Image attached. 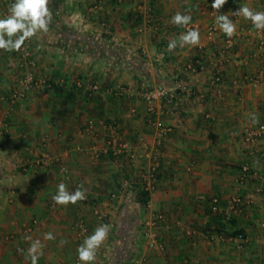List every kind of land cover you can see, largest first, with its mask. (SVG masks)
<instances>
[{
  "label": "crops",
  "instance_id": "obj_1",
  "mask_svg": "<svg viewBox=\"0 0 264 264\" xmlns=\"http://www.w3.org/2000/svg\"><path fill=\"white\" fill-rule=\"evenodd\" d=\"M10 2L0 0V19ZM212 2L51 0L49 29L30 38V47L38 75L52 87L37 88L16 105L0 98V264H31L25 256L35 240L44 246L38 264H82L77 248L100 225L92 210H110L125 177L136 179V188L118 202L112 236L93 264L142 257L146 264H264V138L245 136L264 130V78L252 82L264 68V30L251 35V22L231 14L244 5L264 11V0H227L220 9L237 26L233 54L224 52L229 38L222 31L210 34ZM177 12L192 16L200 44L168 52L169 41L186 31L170 23ZM18 59L19 51L0 49L1 97L20 74L12 67ZM216 69L219 85L212 84ZM91 83L97 92L89 91ZM178 83L193 93L155 106L153 121L174 131L163 139L158 180L141 208L131 197L142 190L138 175L153 165L157 131L139 91ZM125 144L134 163L114 155ZM44 154L48 166L38 164ZM64 177L68 191L82 186L87 198L55 204ZM125 208L127 234L120 230ZM151 214L163 215L156 229L162 249H148L140 236ZM47 232L55 239L45 240Z\"/></svg>",
  "mask_w": 264,
  "mask_h": 264
},
{
  "label": "clouds",
  "instance_id": "obj_2",
  "mask_svg": "<svg viewBox=\"0 0 264 264\" xmlns=\"http://www.w3.org/2000/svg\"><path fill=\"white\" fill-rule=\"evenodd\" d=\"M51 0H15L9 6V14L0 19V49L5 51H20L25 41L36 35L38 31L47 32L52 22V10L49 7ZM227 3V0H213L211 8L214 12L219 13L220 9ZM232 15L241 16L251 22L257 30H264V11H254L247 5L239 6L238 10L231 12ZM229 13L218 14L216 24L218 28L231 39L237 31V26L229 18ZM192 22L190 14L177 12L171 17L170 23L177 27H185L187 30L182 33L178 39H172L167 45V51L173 52L177 46L184 47L197 46L200 44V32L198 28H187ZM158 60H163V52L158 56ZM252 123H258V118L253 115ZM86 190L82 186L77 187L74 192L68 191L65 183L57 186V192L52 196L55 204L67 206L75 205L85 200ZM110 231L108 224H101L94 232L83 240L77 248L78 259L82 264H93L96 259L97 250L106 240ZM30 239V238H25ZM45 240H53L55 236L51 232L44 234ZM65 243V241H61ZM43 245L39 240L31 243L27 250L26 259L30 258L31 264H38L39 257L43 255ZM23 254V249H18Z\"/></svg>",
  "mask_w": 264,
  "mask_h": 264
},
{
  "label": "built area",
  "instance_id": "obj_3",
  "mask_svg": "<svg viewBox=\"0 0 264 264\" xmlns=\"http://www.w3.org/2000/svg\"><path fill=\"white\" fill-rule=\"evenodd\" d=\"M14 3V2H13ZM12 2H10V5ZM218 13H213L214 21L210 26V34L217 35L221 32L216 24V16ZM187 28H192L189 24ZM186 29V28H185ZM187 30V29H186ZM252 31V30H251ZM263 30H253L250 34L254 35H261ZM234 39H228L225 45V51L228 54H233L234 51ZM12 67L16 68L19 71V76L17 80L7 89V93L4 94L3 97L0 98L8 100V102L12 105L18 104L20 101L24 100L30 92L37 88H45L50 89L52 87V82L49 78L45 76L38 75V65L37 61L35 60L31 47H30V39L25 41L24 45L22 46L21 50L19 51V59L12 63ZM190 70L195 71L196 67L194 65L189 66ZM261 78H264V68L260 72V76L257 78H253L252 82L258 83ZM222 82V71L220 69H216L214 71L212 77V84L219 85ZM80 87H83L84 83L79 81L77 83ZM90 92H97L99 90V86L96 83H91L87 85ZM179 92L184 93L188 97L192 96V91L183 87L181 83H178L176 87L171 88L165 85H159L154 88H144L140 91V98L146 105L147 116L149 118V122L156 128L157 131V141L152 149L151 157L153 159V165L150 169L143 173L140 176L139 183L142 185V189L151 193L153 189V185L156 184L159 176V168L162 159V151L161 146L163 139L170 135L174 128L172 125H169L162 120L153 121L151 118L155 113V106L160 103L166 104H173L177 99V94ZM246 140L248 142H254L258 139L264 138V130L259 129H249L245 132ZM142 144V148L147 150L148 143L144 138L140 139ZM122 154L128 155V157L132 159H136V155L133 153L132 147L129 145L121 146L114 150L115 156H120ZM39 165L48 166L49 164V155L44 154L43 157L38 161ZM63 183V182H61ZM124 192H133L135 190V185L130 182L129 180H125L121 186ZM149 206V205H147ZM95 215L97 216L100 225L101 224H108V220L106 216L102 214L100 211L96 210ZM163 220V215H158L152 221L146 224V228L143 231V236L147 241V246L151 250L162 249L159 244V235L157 232V225L160 221ZM99 225V226H100ZM240 240L244 239L242 234L238 235L237 237ZM141 262L147 263L146 259L142 258Z\"/></svg>",
  "mask_w": 264,
  "mask_h": 264
},
{
  "label": "rangeland",
  "instance_id": "obj_4",
  "mask_svg": "<svg viewBox=\"0 0 264 264\" xmlns=\"http://www.w3.org/2000/svg\"><path fill=\"white\" fill-rule=\"evenodd\" d=\"M146 88V87H145ZM141 91V90H140ZM139 91V92H140ZM140 94V93H139ZM130 161V163H134V161L136 160V159H132L131 160V158H128ZM143 174V173H142ZM139 177L141 176L140 174L138 175ZM66 178L64 177L63 179H62V182L63 183H65V180ZM125 180H129L130 182H132L135 186H136V184H135V180H132V179H128V178H124V179H122V180H120L119 182H118V190H117V192L114 194V196H113V198H112V200H111V203L112 204H114V205H108L107 207L108 208H110V210H108L107 211V209L105 210V211H102L101 209H99L98 207H94V209L92 210V215L94 216V217H97L96 215H95V211L96 210H98V211H100L102 214H104L105 216H106V219L108 220V223H109V226H110V231H109V234H108V236H107V238H106V240L104 241V243L102 244V245H104L105 244V242L108 240V238L110 237V235L112 236V225H113V221H114V219H113V215L115 214V213H119V211L120 210H117V208L118 207H122V205H118V202L120 203L122 200H125V198H126V196L128 195V193H130V192H124L123 190H122V188H121V186H122V183L125 181ZM137 181H139V180H137ZM136 181V182H137ZM136 188V187H135ZM116 204V205H115ZM139 207H141V208H143L141 205H138ZM118 215V214H117ZM150 215V214H149ZM157 214H155L154 216H152V214H151V217L149 216V217H146V219L143 221V223H142V227H143V231H144V229L146 228L145 226H146V224L148 223V222H150V221H152L153 219H155V217H157L156 216ZM140 236H142L143 238H144V236H143V232H142V234L140 235ZM145 240V239H144ZM147 243V242H146ZM103 247H105V246H101L100 247V249L99 250H97V252L98 251H101L102 249H104ZM102 248V249H101ZM149 249V248H148ZM151 250V249H150ZM143 258V257H142ZM142 258H140L139 259V261L137 260H134V263L132 262V264H146V263H144V262H141V259ZM144 259H146L145 257H144Z\"/></svg>",
  "mask_w": 264,
  "mask_h": 264
},
{
  "label": "trees",
  "instance_id": "obj_5",
  "mask_svg": "<svg viewBox=\"0 0 264 264\" xmlns=\"http://www.w3.org/2000/svg\"><path fill=\"white\" fill-rule=\"evenodd\" d=\"M131 200L133 202L139 203L141 206L146 207L149 202H150V193L148 191H145L144 189L134 192ZM123 222L121 223L122 225H125V229L121 228V232L127 234L131 228V222H130V215L128 214V210L125 208L124 214H123Z\"/></svg>",
  "mask_w": 264,
  "mask_h": 264
}]
</instances>
